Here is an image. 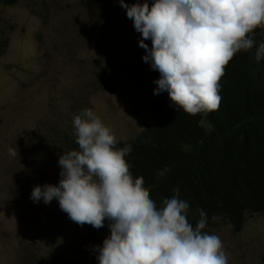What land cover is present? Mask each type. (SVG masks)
Masks as SVG:
<instances>
[{
  "label": "rangeland",
  "instance_id": "1",
  "mask_svg": "<svg viewBox=\"0 0 264 264\" xmlns=\"http://www.w3.org/2000/svg\"><path fill=\"white\" fill-rule=\"evenodd\" d=\"M144 2L154 0H124ZM122 31L142 39L119 0H0V264L76 260L84 234H100L72 221L57 199L30 197L36 186L59 184L58 160L76 141L72 121L83 110L111 130L115 147L154 122L148 89L130 76L126 47L115 38ZM244 220L239 232L225 223L208 234L219 236L228 264H261L264 212Z\"/></svg>",
  "mask_w": 264,
  "mask_h": 264
},
{
  "label": "clouds",
  "instance_id": "2",
  "mask_svg": "<svg viewBox=\"0 0 264 264\" xmlns=\"http://www.w3.org/2000/svg\"><path fill=\"white\" fill-rule=\"evenodd\" d=\"M119 3L142 36V59L160 73L153 94L166 91L172 105L189 115L218 109L225 67L237 52L253 48L255 30L264 28V0ZM255 56L264 57V43ZM72 123L79 150L60 156L57 186H36L30 198L45 204L57 199L78 225L99 229L107 219L110 236L97 246L99 264H228L219 236L202 232L206 214L200 211L194 227L189 204L178 195L157 207L143 178L133 179L129 171L131 146L117 149L115 135L91 109ZM9 154L18 156L16 148Z\"/></svg>",
  "mask_w": 264,
  "mask_h": 264
},
{
  "label": "trees",
  "instance_id": "3",
  "mask_svg": "<svg viewBox=\"0 0 264 264\" xmlns=\"http://www.w3.org/2000/svg\"><path fill=\"white\" fill-rule=\"evenodd\" d=\"M115 38L126 47L130 76L147 86L149 108L157 116L138 140L116 147L131 146L125 159L133 179L143 178L157 207L176 195L187 201L194 227L202 210V232L225 223L239 232L246 214L264 212V57L255 56L264 36L255 34L253 48L237 52L225 67L218 109L196 115L172 105L166 91L154 95L160 73L142 59L145 49L123 31ZM65 147L66 153L79 150L76 141ZM99 230L84 234L76 260L60 256L57 264H99L97 246L110 236L107 219Z\"/></svg>",
  "mask_w": 264,
  "mask_h": 264
}]
</instances>
